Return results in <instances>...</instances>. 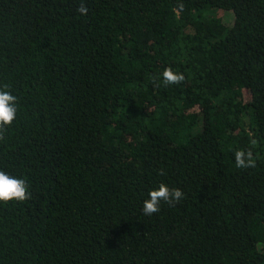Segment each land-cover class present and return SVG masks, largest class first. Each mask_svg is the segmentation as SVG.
Masks as SVG:
<instances>
[{
    "label": "trees",
    "instance_id": "1",
    "mask_svg": "<svg viewBox=\"0 0 264 264\" xmlns=\"http://www.w3.org/2000/svg\"><path fill=\"white\" fill-rule=\"evenodd\" d=\"M4 84L0 264H264V0H0Z\"/></svg>",
    "mask_w": 264,
    "mask_h": 264
},
{
    "label": "clouds",
    "instance_id": "2",
    "mask_svg": "<svg viewBox=\"0 0 264 264\" xmlns=\"http://www.w3.org/2000/svg\"><path fill=\"white\" fill-rule=\"evenodd\" d=\"M77 11L86 15L88 8L84 3H81ZM163 79L166 85L179 84L185 80L183 73L175 72L171 67H168L163 72ZM10 86L4 84L0 87V140L4 139V132L7 125H11L17 115V97L7 89ZM256 141L253 140L252 144ZM235 166L241 169L255 167V160L251 150H237L234 153ZM161 175L163 172L161 171ZM28 183L23 178H17L0 170V201L9 202L12 200L25 201L31 198V193L28 191ZM184 193L179 188H169L165 183H160L159 187L149 192V198L143 202V212L151 216L160 211L161 201L168 204L179 202Z\"/></svg>",
    "mask_w": 264,
    "mask_h": 264
},
{
    "label": "rangeland",
    "instance_id": "3",
    "mask_svg": "<svg viewBox=\"0 0 264 264\" xmlns=\"http://www.w3.org/2000/svg\"><path fill=\"white\" fill-rule=\"evenodd\" d=\"M220 12H226V13L230 14L231 19L233 18V13H232L231 10H220V9H213V8H204V9L201 10L200 14L201 15H215L216 16ZM222 17L225 20H228L229 16L227 14H224Z\"/></svg>",
    "mask_w": 264,
    "mask_h": 264
}]
</instances>
